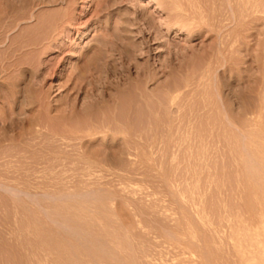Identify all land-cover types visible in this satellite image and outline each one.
<instances>
[{
    "label": "rangeland",
    "instance_id": "obj_1",
    "mask_svg": "<svg viewBox=\"0 0 264 264\" xmlns=\"http://www.w3.org/2000/svg\"><path fill=\"white\" fill-rule=\"evenodd\" d=\"M0 264H264V0H0Z\"/></svg>",
    "mask_w": 264,
    "mask_h": 264
},
{
    "label": "bare ground",
    "instance_id": "obj_2",
    "mask_svg": "<svg viewBox=\"0 0 264 264\" xmlns=\"http://www.w3.org/2000/svg\"><path fill=\"white\" fill-rule=\"evenodd\" d=\"M99 4V3H98ZM97 4V5H98ZM83 8H85V6L83 7ZM158 8H160L159 7V5H157L156 7H155V10H158ZM84 10V9H83ZM71 20V19H70ZM162 21H165V18L162 16ZM97 69L98 68H96L95 66L93 67V68H91V84H93V80H94V77H95V72H97ZM99 70V69H98ZM99 73V72H98ZM98 75V74H97ZM100 75V74H99ZM102 76V75H101ZM96 80V79H95Z\"/></svg>",
    "mask_w": 264,
    "mask_h": 264
}]
</instances>
